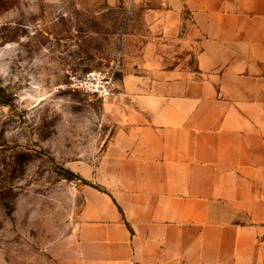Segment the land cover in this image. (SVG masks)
I'll return each instance as SVG.
<instances>
[{
	"label": "crops",
	"instance_id": "obj_1",
	"mask_svg": "<svg viewBox=\"0 0 264 264\" xmlns=\"http://www.w3.org/2000/svg\"><path fill=\"white\" fill-rule=\"evenodd\" d=\"M146 23L103 188L48 260L264 264V0H162Z\"/></svg>",
	"mask_w": 264,
	"mask_h": 264
},
{
	"label": "rangeland",
	"instance_id": "obj_2",
	"mask_svg": "<svg viewBox=\"0 0 264 264\" xmlns=\"http://www.w3.org/2000/svg\"><path fill=\"white\" fill-rule=\"evenodd\" d=\"M161 6L0 0V264H50L46 248L68 233L84 188H103L99 168L128 116L124 88L149 36L146 14ZM88 71L111 76L114 95L71 83Z\"/></svg>",
	"mask_w": 264,
	"mask_h": 264
},
{
	"label": "built area",
	"instance_id": "obj_3",
	"mask_svg": "<svg viewBox=\"0 0 264 264\" xmlns=\"http://www.w3.org/2000/svg\"><path fill=\"white\" fill-rule=\"evenodd\" d=\"M69 79L77 89L85 94L110 97L114 95L116 85L113 78L100 71H88L84 74L70 75Z\"/></svg>",
	"mask_w": 264,
	"mask_h": 264
}]
</instances>
